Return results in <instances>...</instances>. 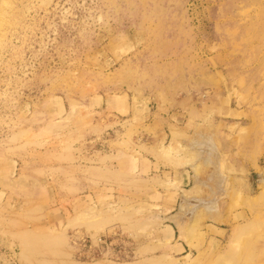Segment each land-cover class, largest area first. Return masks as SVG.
<instances>
[{
  "label": "rangeland",
  "instance_id": "374dc122",
  "mask_svg": "<svg viewBox=\"0 0 264 264\" xmlns=\"http://www.w3.org/2000/svg\"><path fill=\"white\" fill-rule=\"evenodd\" d=\"M263 184L264 0H0V264H264Z\"/></svg>",
  "mask_w": 264,
  "mask_h": 264
},
{
  "label": "built area",
  "instance_id": "2783aa9c",
  "mask_svg": "<svg viewBox=\"0 0 264 264\" xmlns=\"http://www.w3.org/2000/svg\"><path fill=\"white\" fill-rule=\"evenodd\" d=\"M106 237H108V236H106V235H104V236H97L95 238V242L91 239V243H92L93 246H97V247L100 246V248H102L103 246H106V245H103V243L105 242L104 241L105 240L104 238H106ZM83 242L85 243L84 238H81V240L79 242V247L82 248V249H80V250H84L86 253H90L91 250H94V249H92V246L91 245L87 247V246H85V244ZM106 249H109V247H106Z\"/></svg>",
  "mask_w": 264,
  "mask_h": 264
},
{
  "label": "water",
  "instance_id": "95a60500",
  "mask_svg": "<svg viewBox=\"0 0 264 264\" xmlns=\"http://www.w3.org/2000/svg\"><path fill=\"white\" fill-rule=\"evenodd\" d=\"M241 178H243L248 184H250L252 182V177L251 176H247V175H241ZM260 178V176H259Z\"/></svg>",
  "mask_w": 264,
  "mask_h": 264
},
{
  "label": "crops",
  "instance_id": "0c3cea01",
  "mask_svg": "<svg viewBox=\"0 0 264 264\" xmlns=\"http://www.w3.org/2000/svg\"><path fill=\"white\" fill-rule=\"evenodd\" d=\"M120 105H121V110H124V107L127 105L125 102H120ZM147 167V165H146ZM146 167H144V170L146 171Z\"/></svg>",
  "mask_w": 264,
  "mask_h": 264
},
{
  "label": "bare ground",
  "instance_id": "6f19581e",
  "mask_svg": "<svg viewBox=\"0 0 264 264\" xmlns=\"http://www.w3.org/2000/svg\"><path fill=\"white\" fill-rule=\"evenodd\" d=\"M207 145H208V143H207ZM202 146V145H201ZM200 147V146H199ZM209 147V146H208ZM203 149V148H202ZM206 149H208V148H205V151H206ZM200 150H201V148H200ZM204 151V150H203ZM207 152V151H206ZM208 153V152H207ZM264 185V184H263ZM184 202V201H183ZM197 206V205H196ZM95 241V240H94Z\"/></svg>",
  "mask_w": 264,
  "mask_h": 264
}]
</instances>
